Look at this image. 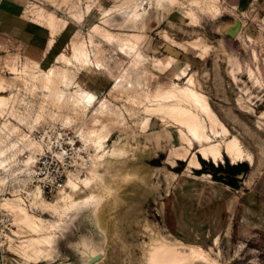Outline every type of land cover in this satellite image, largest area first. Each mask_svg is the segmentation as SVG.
<instances>
[{
	"label": "rangeland",
	"instance_id": "374dc122",
	"mask_svg": "<svg viewBox=\"0 0 264 264\" xmlns=\"http://www.w3.org/2000/svg\"><path fill=\"white\" fill-rule=\"evenodd\" d=\"M16 1L24 17L42 7L67 18L64 33L69 40L76 30L81 32L79 40L86 38L102 11L111 8L114 18L107 27L119 41L133 42L150 61L172 56L176 49L187 51L193 60L188 72L195 87L207 95L229 130L216 139L236 136L253 162H240L247 164L248 171L239 175L235 186L227 183L225 172L202 176L199 169L187 171V162L181 159L172 165L169 158L183 144L179 126L158 113H152L146 125L145 107L154 102L150 99L156 89L175 77L161 73L165 68L148 61L141 88L109 92L114 76L130 57L117 51L116 44L107 46L95 38L113 52L108 70L73 67V74L81 87L98 98H109L111 107H116V113L101 119L110 131L104 148L116 147L117 153L102 155L95 148V136L89 135L99 128L92 120V107L77 106L70 92L57 101L41 85L33 88L28 76L14 69L30 66L36 59L19 43L0 36V81L9 97L0 123L19 125L13 136L8 138L4 132L0 139L1 148H7L12 139L19 147L7 150V165L0 168V179L5 180L0 185V217L7 215V223L0 224V264H151L150 252L163 244L200 247L206 260L197 264H264V9L256 3L237 13L222 6L221 0H176L173 4L144 0L147 11L135 21H124L115 15L116 10L140 0ZM88 4L93 8L82 22L69 17L83 12ZM230 23L236 30L226 27ZM168 39L177 44L171 45ZM53 62L52 57L41 67L46 69ZM185 80L175 81L184 84ZM15 115L26 123H19ZM55 125L74 132V151L88 156L83 165L73 153L68 178H85L92 168L97 175L87 183L76 178L79 188L72 199L57 201L60 192L42 197L57 203L53 210L42 212L32 204L34 164L29 167L24 162L31 154L37 159L40 152L32 139L37 130ZM198 158L223 170L236 164L227 157L217 164ZM15 198L31 214L43 218L38 233L15 222L12 209L4 204ZM34 238L41 243L38 254L26 248ZM87 247L102 252L101 258L91 261Z\"/></svg>",
	"mask_w": 264,
	"mask_h": 264
},
{
	"label": "bare ground",
	"instance_id": "6f19581e",
	"mask_svg": "<svg viewBox=\"0 0 264 264\" xmlns=\"http://www.w3.org/2000/svg\"><path fill=\"white\" fill-rule=\"evenodd\" d=\"M162 1H167L170 4L176 2V0H157V2ZM147 4L148 1L144 0L132 2L128 6L119 7L115 15H119L124 21H135L147 11ZM92 8L93 5L88 4L83 12L71 13L69 17L80 23L92 11ZM113 14L114 11L111 8L103 10L99 21L94 22L89 27L88 36L82 40H79L81 36L80 30H76L64 50L56 55L54 62L46 69L41 67L38 60H32V64L25 66L23 69H14L16 73L27 75L33 88L41 85L40 87L47 91L48 95H53L57 101L63 100L67 97L66 94L70 92L77 106L83 105L87 110L92 107V120L99 128L91 131L89 135L95 136L93 142L96 150L99 152L103 151L102 155H109L110 157L117 153L116 147L104 148L110 136V131L107 130L108 126L101 118L106 117L107 114L116 113V107H111L113 104L109 98H98L94 92L84 89L77 84L74 80L76 75L73 74V67H77V69L93 68L99 71H104L107 68L109 58L113 52L108 51L106 47L96 42L95 38H100V42H105L107 46L116 44L117 51L130 57L127 66L122 67L121 71L114 76L109 92L141 88V80L147 72L144 64L150 61V58L143 55L133 42L119 41L118 36L107 27L111 25V21L114 18ZM26 17L48 29L50 34L48 43L50 46L68 24L67 18L60 17L42 7L31 9ZM226 27L235 29L236 25L230 23ZM168 42L171 45L177 44L173 39H168ZM192 45L194 49H199L198 44L193 43ZM67 49L70 50L69 54L67 53ZM175 61L176 59L172 56H164L163 58L151 59L150 62L156 67L166 69ZM188 69V66H184L175 76V80L184 77L186 79L184 84H180L174 80L157 88L150 99V101L154 102L145 107L147 112L145 118L146 125L150 121V115L158 113L163 117L174 120L179 126L180 138L183 144L176 150L174 149V153L169 158L172 165H175L181 159L187 162V171L200 169L201 162L199 161V156L215 164L223 162L225 157L230 158L236 164L244 161H249L252 164V154L243 147L241 141L236 136H230L223 140L216 139L220 135H228L229 130L212 109L207 95L195 87L194 77L192 74H189ZM7 90V86L0 81V114H4L9 105V97L4 94ZM262 114L264 116V112ZM14 117L19 123H26V120L20 116L15 115ZM18 128V124L11 123L10 126L7 122L0 123V139L1 133L5 132L9 138L14 135V132ZM89 135L85 136L87 140ZM117 143L118 141L114 142L113 146H117ZM18 148V141L15 139L10 141L7 148L0 147V168L7 165V150L15 151ZM35 161L36 156L31 154L24 163L30 167ZM96 175V170L92 168L89 175L85 178L78 179L75 175L70 176L65 182V188L60 191L57 201L63 202L72 199L73 193L79 188L78 180L87 183L96 177ZM3 184H5V180L0 179V185ZM42 197L44 196L41 194V190L36 187L32 204L42 212L53 210L57 203L49 202ZM15 200L17 199H9V201L4 203L6 204L5 206H9L12 209L15 222L22 225L26 230L38 233L44 221L43 218L31 214L22 203H18ZM40 244V241L34 238L33 241L27 244L26 248L31 249L34 254H38L42 251L40 250ZM92 249L90 247L86 248V252L91 259L102 253L94 252ZM205 260L206 258L202 254V249L193 245L185 247L182 245L163 244L155 246L149 255L151 264H197L196 262L200 263Z\"/></svg>",
	"mask_w": 264,
	"mask_h": 264
},
{
	"label": "crops",
	"instance_id": "0c3cea01",
	"mask_svg": "<svg viewBox=\"0 0 264 264\" xmlns=\"http://www.w3.org/2000/svg\"><path fill=\"white\" fill-rule=\"evenodd\" d=\"M225 3L228 10L237 13H243V11L248 10L256 3L261 10L264 9V0H225ZM45 29L48 31L47 28L24 17L16 0H0V36H6L19 43L29 51L30 56L40 62V65L47 59L52 57L55 59L56 55L64 50L69 42L68 37L64 33L65 28L50 46L48 43L50 34L49 31L46 33ZM172 56L175 57L176 61L161 73H169L174 78L184 66L188 65L190 68L193 60L190 58L189 53L183 49H180V51L176 49ZM107 70L108 66L103 72ZM77 84H80L78 76ZM206 174L208 173H203L202 175Z\"/></svg>",
	"mask_w": 264,
	"mask_h": 264
},
{
	"label": "built area",
	"instance_id": "2783aa9c",
	"mask_svg": "<svg viewBox=\"0 0 264 264\" xmlns=\"http://www.w3.org/2000/svg\"><path fill=\"white\" fill-rule=\"evenodd\" d=\"M221 5L226 8L225 0H221ZM32 139L40 147L32 168V182L36 183L43 196L48 197L65 187L70 168L73 166V153L79 156V152L74 151L76 134L63 125H55L37 130ZM81 154L79 159L84 165L88 162V156ZM1 223H7V215L0 217Z\"/></svg>",
	"mask_w": 264,
	"mask_h": 264
},
{
	"label": "trees",
	"instance_id": "16d2710c",
	"mask_svg": "<svg viewBox=\"0 0 264 264\" xmlns=\"http://www.w3.org/2000/svg\"><path fill=\"white\" fill-rule=\"evenodd\" d=\"M182 163V161H180ZM202 168L198 170L199 173H208L213 176L218 175L220 172H225L227 174V183L229 185L235 186L239 179V175H244L248 171V166L246 163H237L231 165L227 170H223L222 167H215L212 163L200 160ZM222 176V175H221Z\"/></svg>",
	"mask_w": 264,
	"mask_h": 264
},
{
	"label": "water",
	"instance_id": "95a60500",
	"mask_svg": "<svg viewBox=\"0 0 264 264\" xmlns=\"http://www.w3.org/2000/svg\"><path fill=\"white\" fill-rule=\"evenodd\" d=\"M101 258V254L96 255L94 258H90L91 261H98Z\"/></svg>",
	"mask_w": 264,
	"mask_h": 264
}]
</instances>
